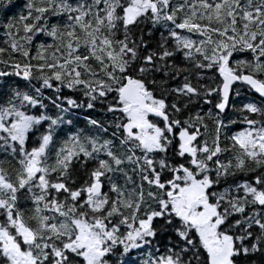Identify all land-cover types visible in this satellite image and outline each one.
<instances>
[{"label":"snow or ice","instance_id":"1","mask_svg":"<svg viewBox=\"0 0 264 264\" xmlns=\"http://www.w3.org/2000/svg\"><path fill=\"white\" fill-rule=\"evenodd\" d=\"M0 264H264V0L0 17Z\"/></svg>","mask_w":264,"mask_h":264},{"label":"trees","instance_id":"2","mask_svg":"<svg viewBox=\"0 0 264 264\" xmlns=\"http://www.w3.org/2000/svg\"><path fill=\"white\" fill-rule=\"evenodd\" d=\"M24 0H12V5L5 9H0V17L5 15H12L23 5Z\"/></svg>","mask_w":264,"mask_h":264}]
</instances>
